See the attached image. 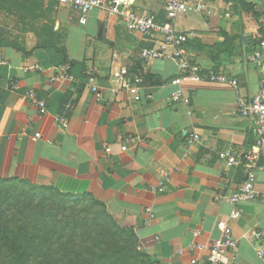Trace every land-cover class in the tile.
<instances>
[{"label":"crops","instance_id":"1","mask_svg":"<svg viewBox=\"0 0 264 264\" xmlns=\"http://www.w3.org/2000/svg\"><path fill=\"white\" fill-rule=\"evenodd\" d=\"M113 1L103 0L104 9L94 10L83 25L77 10L44 0L42 24L53 26L56 48L28 55L23 51L36 46V37L23 35L21 27L17 35L7 25L0 29V58L9 63L0 88V179L91 197L134 233L140 253L152 264H208L196 247L219 240L223 221L238 241V264H264L254 238L258 231L264 235V153L256 182L260 196L240 206L239 219L231 217L228 197L246 180L245 167H228L218 156L258 152L257 122L238 111L258 97L264 79L259 46L264 0H246L257 16L239 13L224 0H195L203 11L172 22L187 36L186 54L203 76L180 85L188 105L172 100L178 88L172 82L182 76L175 48L169 46L160 59L144 60L142 52L160 50L165 37L128 31L110 14ZM122 1L161 25L169 22L167 0ZM258 51L262 66L255 61ZM67 65L69 77L63 78L61 67ZM29 66L43 71L27 72ZM89 71L104 95L101 101L91 90ZM122 71L131 80L143 76L142 101L113 93L121 88ZM211 74L235 79L239 88L210 83ZM38 102L46 103L45 111ZM36 134L41 138L35 140ZM196 134L199 141L187 148V139ZM130 137L135 142L123 152L119 139ZM161 171L171 173V182L164 193H153Z\"/></svg>","mask_w":264,"mask_h":264},{"label":"built area","instance_id":"2","mask_svg":"<svg viewBox=\"0 0 264 264\" xmlns=\"http://www.w3.org/2000/svg\"><path fill=\"white\" fill-rule=\"evenodd\" d=\"M62 4L68 5L71 8L77 10L80 15V23L86 25L88 23V17L94 10H103V0H59ZM195 0H167L166 1V16L169 22L165 25L159 24L153 17L141 16L130 8V4L127 1L114 0L112 7L110 8V14L121 18L125 28L132 32L142 36H154L161 34L165 37V44L160 50L146 49L142 52V57L146 61H153L160 59L169 46L175 48L173 59L179 63L182 76L173 80L172 84L177 86V90L172 95V100L175 103H183L188 105L190 100L185 97L184 91L180 88V85L184 81H201V77L197 70L192 67L190 59L185 51V45L188 38L184 34L177 33L172 25L179 16L188 14L190 12L200 13L204 10V5L198 3L193 5ZM260 48L264 50V39L260 41ZM263 55L262 52L255 53V61L258 66H262ZM9 63L3 58H0V88L3 86V70L8 67ZM27 72L42 70L39 66L26 67ZM63 78L69 77L70 66L61 67ZM123 79L121 81V88L113 91L115 95H119L122 91L133 95L136 102L142 101L140 96V88L144 83L142 78H135L134 80L127 78L126 71H122ZM87 78L91 86L92 92L95 94L98 101L103 100V93L97 85L96 77L93 71L87 72ZM208 81L214 84H228L229 86L238 89L239 83L235 79L228 78L221 74H211L208 77ZM12 88L18 90L19 84L13 82ZM31 98H35L34 94H30ZM37 105L43 110H46V103L38 102ZM240 113L244 117H253L257 122L256 130V147L258 152H243L234 150L233 152H221L218 154L220 161H222L228 167H236L243 165L245 167L246 180L238 187L237 191L228 197L229 203L234 207L231 217L233 219H239L241 217L240 206L244 203L256 201L260 194L256 189L257 172L260 169L261 156L264 153V79L261 85L260 94L250 103L244 104L239 109ZM61 124V123H60ZM62 126L67 127L66 123ZM41 138L40 134L35 135V140ZM199 135H193L187 139V148H191L197 141H199ZM119 141H122V151H127L128 145L135 142L132 137ZM171 182V173L168 171H161L159 174V180L156 186L150 188L153 193L162 194L166 191L167 186ZM264 199V195H263ZM146 214L149 220L154 218V214L151 209H147ZM218 229L222 233V237L214 242L211 246L199 245L196 247L198 251L206 253L208 264H238V241L232 234L228 224L226 222H220ZM255 241L257 243V256L264 262V235L258 231L254 234ZM197 261H192V264H196Z\"/></svg>","mask_w":264,"mask_h":264},{"label":"rangeland","instance_id":"3","mask_svg":"<svg viewBox=\"0 0 264 264\" xmlns=\"http://www.w3.org/2000/svg\"><path fill=\"white\" fill-rule=\"evenodd\" d=\"M4 25H7L16 35L18 31L20 32L21 26L16 17L0 14V29ZM41 187L43 186L33 189L19 184L12 188L9 186L0 188V213L8 224L20 225L29 222L33 225L39 217L37 206L44 202L46 206L44 213L48 216V218L44 217L46 222L40 225L41 230L40 228L35 230L33 227L29 230V234L44 238L49 234L47 229L54 226H48L47 221L55 218L57 236H53L52 240L45 244L44 241L37 240L36 243L34 241L33 248L30 247V249H43L44 251L50 249L52 250L50 254L54 255L52 257L56 262L58 255L62 256V259L58 258V263L54 260L52 264H71L70 256H63L64 249L81 253L87 248L96 251V247L90 246L92 245L90 242L101 240L102 247L108 245L112 248L111 252L115 253L116 261L119 258L122 264L147 263L144 259L136 258L140 251L135 236L127 230H122L123 226L109 214L106 207L99 206L90 199H83L79 202L59 199L53 193H46ZM39 244L44 245L38 248ZM58 244L60 248L56 246ZM34 264L44 263L38 261Z\"/></svg>","mask_w":264,"mask_h":264},{"label":"trees","instance_id":"4","mask_svg":"<svg viewBox=\"0 0 264 264\" xmlns=\"http://www.w3.org/2000/svg\"><path fill=\"white\" fill-rule=\"evenodd\" d=\"M225 2L234 4L237 12L252 14L257 16L253 10L254 7L246 2V0H224ZM44 0H0V12L7 14L8 16H13L18 18L19 24L21 26V33L23 35L30 34L38 39L36 46L28 50H24L25 54H31L33 50L44 49V48H56L55 45V32L53 26L42 24L43 14L42 11L44 9ZM264 32H262V36ZM22 50V49H21ZM60 51V50H58ZM143 76H141L142 78ZM23 185L28 188L39 189L40 186L29 183L27 181L19 180V179H0V188L5 186L15 187ZM44 189L46 193H53L59 199H69V200H77L79 202L83 199H90L95 202L99 206L97 201L87 196H73L69 194H63L59 192L56 188L52 187H41ZM22 206V205H20ZM46 208L44 202H41L39 206H37V215L39 216L36 219V223L31 225L29 222L21 223L20 225L8 224L3 216L0 213V264H34L35 262L42 261V263H53L54 258L52 254V250L44 251L43 249H30L33 248L34 241H41L44 244L47 241H51L53 236H57V227L55 225V218L47 221L48 226H53V228L47 229L49 234L44 238H40V236H35L29 234V230L33 227L35 230L40 228L41 224L45 221V218H48L47 214L44 213V209ZM45 217V218H44ZM46 225V224H45ZM127 230L134 233L129 229L122 227V230ZM46 230V229H45ZM31 236V237H30ZM135 236V235H134ZM136 238V237H135ZM136 243L139 245V241L135 239ZM101 240H93L90 243L95 246L96 251L94 249H84L83 253L78 251H73L70 249H64L63 256H70L71 264H122V260L118 258L116 261L115 253H112V248L108 245L101 246ZM43 244V245H44ZM60 244V243H59ZM58 248H60V245ZM43 245L38 246V248H42ZM53 246V245H51ZM122 252V250H120ZM59 260L62 259V256L58 255ZM58 258L57 262L58 263ZM136 258L146 260V264H152L151 261L147 259L145 255L142 253H138ZM55 263V264H56Z\"/></svg>","mask_w":264,"mask_h":264}]
</instances>
